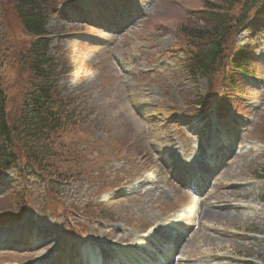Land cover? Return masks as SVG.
<instances>
[{
    "label": "rangeland",
    "instance_id": "obj_1",
    "mask_svg": "<svg viewBox=\"0 0 264 264\" xmlns=\"http://www.w3.org/2000/svg\"><path fill=\"white\" fill-rule=\"evenodd\" d=\"M60 1L53 4L55 15L46 28L57 57V86L68 127L56 142L62 149L61 157L55 160L59 164L45 172L62 170L72 177L61 185L37 175L19 177L15 169L0 172V189L7 188L0 192V217L17 212L19 197L26 200L34 221H49L54 233L48 239L54 237L53 244L63 241L66 245L69 241L73 247L80 239L97 240L108 231L112 242L126 237L124 241H132L153 223H164L171 212H181L185 215L181 219L194 225L195 233L179 264L190 263L189 258L197 257V253L204 260L209 255L208 261L199 264H264V181L258 180L264 166V144L254 141H264V21L257 32L232 31L212 82L208 77L189 78L185 71L189 65L184 62L190 41L181 31L183 27L208 25L200 15L206 2H216L233 21L243 14L248 0L231 10L219 0H141L150 4L148 14L119 35L88 28L80 20H88L89 14H78L79 5L64 6L73 0ZM32 41L18 15V3L0 0V87L7 95L10 121L18 119L31 81L26 51ZM242 45L253 52L252 61L262 84L246 80L250 99L240 108H230L222 103L230 101L234 91L223 96L227 83L221 82L222 70L230 64L232 52ZM242 85L237 79L235 90ZM207 101L215 110L208 117L220 115L223 124L245 123L241 126L245 153L223 176L216 175L209 196L207 192L206 197H198L176 178L165 177L164 165L181 153L180 144L185 147L186 158L199 150V135L202 137L206 130L191 127L210 113L197 105ZM248 118L252 121L246 124ZM167 142L170 148L165 146ZM45 164L42 168H47ZM143 180L150 183L143 184L135 195L105 197ZM208 208L216 215L210 221L202 218ZM49 210L54 214L48 216ZM37 212L45 221L41 222ZM220 213L226 219H219ZM56 235L59 240H55ZM41 252L35 248L26 252L5 249L0 264H31Z\"/></svg>",
    "mask_w": 264,
    "mask_h": 264
},
{
    "label": "trees",
    "instance_id": "obj_2",
    "mask_svg": "<svg viewBox=\"0 0 264 264\" xmlns=\"http://www.w3.org/2000/svg\"><path fill=\"white\" fill-rule=\"evenodd\" d=\"M18 3V15L20 16L24 29L34 37L33 43L26 51L28 61V73L31 78L29 87L23 97L21 112L16 117L17 120L10 121L7 117L6 104L7 95L0 87V163L11 167L18 161L17 157H24L30 163L42 164L49 159L53 153H45V142L50 140V136L55 131L62 130L64 120L63 108L56 92L57 65L56 57L50 50V41L46 38L49 34L46 25L50 17L49 7L45 4L56 0H15ZM230 5H236L241 0H221ZM261 6L257 7L255 18L264 15V0ZM215 4L210 3L212 9ZM247 9L246 15L248 13ZM211 22L215 25L193 29L183 27L181 31L186 37L197 38L205 45L202 51L197 52L195 57L190 60L189 71L193 76H210L216 73V65L222 57L223 45L230 36L229 25L225 14H213L211 12ZM246 17V16H245ZM242 25V23H239ZM238 25V26H239ZM245 50L241 47L237 55H233L234 66L245 63L242 56ZM225 73L231 69L224 68ZM1 73V67H0ZM214 73V74H213ZM229 77L233 73L228 74ZM59 105V106H58ZM40 136V137H38ZM45 138L46 141H43ZM264 138V136H263ZM261 178H264V168L261 170Z\"/></svg>",
    "mask_w": 264,
    "mask_h": 264
},
{
    "label": "bare ground",
    "instance_id": "obj_3",
    "mask_svg": "<svg viewBox=\"0 0 264 264\" xmlns=\"http://www.w3.org/2000/svg\"><path fill=\"white\" fill-rule=\"evenodd\" d=\"M165 146L167 148H170V143L167 142ZM171 171H172V174H173V173H175L176 170L175 169L174 170L171 169ZM165 177H166V174H165ZM227 178H228V176L226 174V179ZM170 186H172V185L170 184ZM218 215H220L219 219H221V220L226 219L224 213H220ZM226 216H228V215H226ZM215 217H216L215 213L212 212L211 210H208V209L204 211L203 216H202L203 219L206 218V220H209V221L215 219ZM232 218H234V216H232ZM160 232L161 231H160L159 228L158 229L155 228L153 230V235L157 237V235H160ZM137 242L138 243H136V244H145L142 240H138ZM123 250H125V251H120L119 254L117 255V258H115V260L118 261V262L121 261V260H123V261L130 260L129 264H131L133 262V260H134L133 254H131V253H133V251L128 250V249H123ZM45 254H47V248H44V254L41 257L39 255L40 261L46 260V257H44Z\"/></svg>",
    "mask_w": 264,
    "mask_h": 264
}]
</instances>
